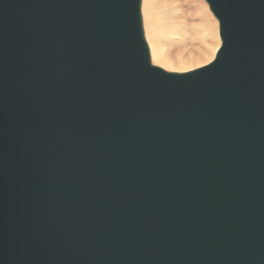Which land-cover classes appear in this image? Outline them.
I'll return each mask as SVG.
<instances>
[{
    "label": "water",
    "instance_id": "obj_1",
    "mask_svg": "<svg viewBox=\"0 0 264 264\" xmlns=\"http://www.w3.org/2000/svg\"><path fill=\"white\" fill-rule=\"evenodd\" d=\"M153 64L143 0H0V264H264V0Z\"/></svg>",
    "mask_w": 264,
    "mask_h": 264
},
{
    "label": "rangeland",
    "instance_id": "obj_2",
    "mask_svg": "<svg viewBox=\"0 0 264 264\" xmlns=\"http://www.w3.org/2000/svg\"><path fill=\"white\" fill-rule=\"evenodd\" d=\"M142 14L147 43L163 57L154 59L151 52L155 66L187 73L214 61L222 42L205 0H143Z\"/></svg>",
    "mask_w": 264,
    "mask_h": 264
},
{
    "label": "bare ground",
    "instance_id": "obj_3",
    "mask_svg": "<svg viewBox=\"0 0 264 264\" xmlns=\"http://www.w3.org/2000/svg\"><path fill=\"white\" fill-rule=\"evenodd\" d=\"M143 6V5H142ZM222 42V41H221ZM222 45V44H221ZM221 48V47H220ZM151 52H152V56L153 58H157L158 60H163V57H161L160 53L158 54L155 50V48H150ZM218 50V48L216 49V51ZM220 50V49H219ZM207 52V51H206ZM218 53V52H217ZM217 56V55H216ZM216 58V57H215ZM164 64L168 65V63L164 62Z\"/></svg>",
    "mask_w": 264,
    "mask_h": 264
}]
</instances>
